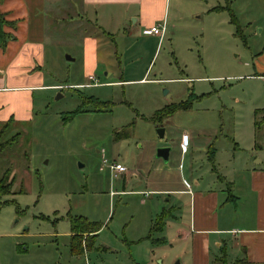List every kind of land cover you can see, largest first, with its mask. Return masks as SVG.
I'll return each instance as SVG.
<instances>
[{"label": "rangeland", "instance_id": "1", "mask_svg": "<svg viewBox=\"0 0 264 264\" xmlns=\"http://www.w3.org/2000/svg\"><path fill=\"white\" fill-rule=\"evenodd\" d=\"M153 2L144 24L129 17L140 12L132 4L122 20L90 16L72 34L52 31L29 116L6 130L0 122V178L8 174L14 191L0 198V264H192L175 232L186 206L175 218L176 196L153 192L165 186L166 169L178 174L182 135L190 152L195 137L222 150L239 141L254 167L264 160V123L254 124L264 116L255 115L264 108V21L236 25L228 9H218L227 0ZM152 24L165 26L162 38ZM85 36L98 41L94 69ZM89 98L110 108L94 111ZM190 98L189 109L154 120L159 109ZM81 107L86 111L70 115ZM164 146L172 150L168 161L157 156ZM116 162L127 168L118 177L110 173ZM166 213L164 228L153 230ZM77 216L101 226L88 245L90 234L83 236L82 252L72 238Z\"/></svg>", "mask_w": 264, "mask_h": 264}, {"label": "crops", "instance_id": "2", "mask_svg": "<svg viewBox=\"0 0 264 264\" xmlns=\"http://www.w3.org/2000/svg\"><path fill=\"white\" fill-rule=\"evenodd\" d=\"M154 3L153 0H0V11L9 21L5 31L11 34L6 46H0V122L11 119L14 122L30 113L32 92L42 86L33 79L36 72L44 68L45 45L53 36L52 31H57L59 36L64 33V37L78 31L77 26L90 16L104 20L109 15L110 20H114L118 15L122 20L127 5L132 4L139 5L140 12L127 14L136 16L135 20L144 24L146 8ZM243 3L242 6L238 0L229 1L231 20L234 16L240 25L264 21L257 20L264 16V0H243ZM73 11L79 20L71 19ZM243 17L247 20H241ZM64 27L63 32L60 28ZM83 41L85 54L94 69L99 65L98 41L90 36H85ZM115 55L118 52L115 51ZM110 76L113 72H107V77ZM193 139L192 152L190 143L186 151L181 147L178 174L169 167L163 173L165 186L153 190L176 196L178 205L171 208L172 215L179 206H183L180 212L186 206L175 232L189 245L192 264H222V261L231 264L228 259L232 264H264V160H259L254 167L247 149L241 147L239 141L222 150L212 148L210 139L202 144L196 137ZM110 173L114 177L123 174H115L111 168ZM171 182H183V187H171Z\"/></svg>", "mask_w": 264, "mask_h": 264}, {"label": "trees", "instance_id": "3", "mask_svg": "<svg viewBox=\"0 0 264 264\" xmlns=\"http://www.w3.org/2000/svg\"><path fill=\"white\" fill-rule=\"evenodd\" d=\"M219 10H224V9H228L231 11L230 6H229V0H227V6L226 7H218ZM232 21L237 25V21L235 20V17H232ZM9 23V21L6 19V16L4 13H2L0 11V46L5 47L8 40L11 38V34L7 33L5 31V26ZM240 31V30H239ZM192 100L191 98L189 100L186 101H181L178 103H171L168 104L166 106H164L163 108L159 109L158 111H156V113L154 114V120L157 121H162L163 118L167 117V116H171L172 114H174L176 111L181 110V109H189L191 107V102ZM87 101H92V102H96V108L94 111H102L104 109H106L107 107L110 108V106L108 105V102H101V101H97L96 99L93 98H89L86 99L85 102ZM86 110H84L83 107L77 109L76 111L70 113L71 116H74L75 114L84 112ZM260 112H262L264 114V108L263 109H258L255 112V115H258ZM13 119H11L10 121L3 123L5 130L8 129L9 125L12 124ZM261 123H264V116L263 119H261V121L256 120L255 121V126L258 127ZM4 134V130L1 131L0 133V139L2 138L1 136H3ZM10 143V142H9ZM5 147V143H2V139L0 140V151L3 150ZM7 175L3 176L0 178V198L3 195H10L12 193H14L13 191V182L11 180H9L8 182H6L7 180ZM12 200H5L4 202H2L3 204L10 202ZM170 213H166V215L162 216L159 218V221L156 225H154V227L152 228L153 230H161L164 228V218L169 217ZM100 227H97V224L94 223H90L88 222L87 218L83 217V216H77L75 218L71 219V230H72V238H73V242H74V246H78V248H75V251L77 252H82V244H83V236L88 233L90 234V237H87L85 240V243L88 245V242H90L94 236H96L97 234H95L96 232H98L100 230Z\"/></svg>", "mask_w": 264, "mask_h": 264}, {"label": "built area", "instance_id": "4", "mask_svg": "<svg viewBox=\"0 0 264 264\" xmlns=\"http://www.w3.org/2000/svg\"><path fill=\"white\" fill-rule=\"evenodd\" d=\"M164 31H165V26H163L162 28H160V25L157 26L155 25L151 27V32L156 35H160L161 37L163 36ZM90 78L95 81L94 82L95 85L99 84V80L95 76L91 75ZM188 146H189V135L187 133H184L181 138V147L183 151H186L188 149ZM105 164H108V161L106 159L104 160V166ZM110 168L111 170H113L115 174H119L127 171V168L123 164L118 162L110 164Z\"/></svg>", "mask_w": 264, "mask_h": 264}, {"label": "water", "instance_id": "5", "mask_svg": "<svg viewBox=\"0 0 264 264\" xmlns=\"http://www.w3.org/2000/svg\"><path fill=\"white\" fill-rule=\"evenodd\" d=\"M68 59H71V57L68 56ZM158 134L160 137H164L165 136V129L159 128ZM170 152H171V147H169V146L160 147L157 150V156L160 158H163L165 161H168L169 157H170Z\"/></svg>", "mask_w": 264, "mask_h": 264}]
</instances>
